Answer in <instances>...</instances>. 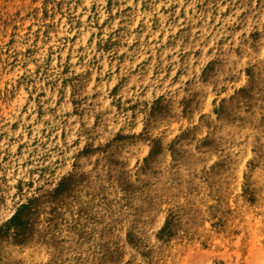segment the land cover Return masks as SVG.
Segmentation results:
<instances>
[{"label":"rangeland","instance_id":"obj_1","mask_svg":"<svg viewBox=\"0 0 264 264\" xmlns=\"http://www.w3.org/2000/svg\"><path fill=\"white\" fill-rule=\"evenodd\" d=\"M0 264H264V0H0Z\"/></svg>","mask_w":264,"mask_h":264}]
</instances>
